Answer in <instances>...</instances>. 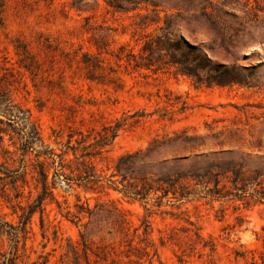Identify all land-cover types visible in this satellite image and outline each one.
<instances>
[{
	"label": "rangeland",
	"instance_id": "obj_1",
	"mask_svg": "<svg viewBox=\"0 0 264 264\" xmlns=\"http://www.w3.org/2000/svg\"><path fill=\"white\" fill-rule=\"evenodd\" d=\"M3 1L0 66L5 70H0V86L13 83V99L29 111L44 145L61 154L68 142L77 147L84 136L88 144L94 143L104 128L120 126L112 144L93 158L95 178L77 181V154L69 151L64 156L65 173L73 180L69 186L57 185L55 201L46 200L43 227L40 214L34 215L19 264H74L70 245L82 254V235L94 250L113 249L120 264H128L125 254L130 245L146 248L147 258L131 257L142 264H264V201L253 196V190L242 193L224 181L226 188L221 194H212L213 185L190 182L185 197L170 194L159 206L162 192H153L147 199L126 195L120 192L124 188L121 178L113 176L120 156L184 130L200 137L201 145L164 147L153 158L158 168L169 170L173 164L161 161L171 162L175 157H188L183 164L189 167L198 156L201 163L216 157L244 158L252 167L264 166V86L198 85L176 74L175 68L157 72L134 68L126 56L133 53L138 57L145 35H160L165 16L180 14L179 33L190 44L207 52L215 63H235L264 82V13L259 20L263 28H249L257 41L238 45L233 58H226L221 48L209 51L214 34L201 16L205 9L211 12L214 8L231 12L225 20L233 27L251 26L247 10L264 8V0H152L157 7L143 4L135 12H114L106 0ZM77 4L84 9L77 10ZM146 14L161 20L139 26ZM87 18L93 26L113 29L108 53L101 57L105 66L115 68L122 78L121 90L85 77L83 54L97 53L93 33L85 29ZM18 37L45 60L36 77L19 67L13 43ZM121 47L125 53L119 60L116 55ZM8 118L0 114V119ZM2 136L0 162L4 161L3 148L15 149L10 135ZM42 148L36 145V150ZM53 172L51 169L49 182ZM30 190L32 199L38 196L30 182L23 189L22 205L27 204ZM79 206L92 214H78ZM2 213L3 222L18 225V217L10 214V209L4 207ZM82 264H86L84 260Z\"/></svg>",
	"mask_w": 264,
	"mask_h": 264
},
{
	"label": "trees",
	"instance_id": "obj_2",
	"mask_svg": "<svg viewBox=\"0 0 264 264\" xmlns=\"http://www.w3.org/2000/svg\"><path fill=\"white\" fill-rule=\"evenodd\" d=\"M106 4L114 12H135L143 4H150L157 7L152 0H106ZM77 10H83L84 6H74ZM5 12V3L0 0V19L3 23ZM158 13V12H157ZM260 13H264V8L259 6L251 7L247 10V15L253 22L251 26L239 24V27L229 25L225 17L231 15V12L214 9L211 12L204 10L201 16L207 19L210 24L214 40L209 51L215 53L216 48L223 49L225 57H234V49L238 45H245L249 42L257 41L256 36H252L249 28L262 29L263 23H260ZM159 14V13H158ZM183 16L180 14L166 15L164 24L160 28V35H145V40L138 55L128 53V62L133 61L134 68L153 70L155 72L162 69L175 68L176 74L185 75L191 78L198 85L211 86H234L259 87L264 86V82L254 78V73L244 72L242 66L233 64H217L209 54L199 50V47L190 44L180 33V23ZM160 17L155 15H143L139 26L147 27L148 23H158ZM86 31L93 33L94 46L97 53L86 52L83 54V69L85 77L91 82L101 85H112L115 90H121L124 87L122 78L117 75V70L113 67H106L105 60L101 57L103 53H108L110 46L109 38L113 32L112 28L103 26H93L86 19ZM250 25V24H249ZM14 43L15 54L18 57L20 68L30 72L35 77L42 70L45 60L38 58L29 44L16 38ZM48 46V44H47ZM125 53V48L121 47L116 55L121 60ZM0 70H5L0 66ZM7 70V69H6ZM14 76V75H12ZM0 86V114L9 116L8 121L0 119V143L3 142V134H9L10 140L15 147L14 150L3 148L4 161L0 162V214L4 207L11 210L10 214L17 215L18 225L9 222H3L0 215V264H19L25 251L26 241L30 233V224L35 214L39 213L43 227V215L45 213V202L47 199L55 201L54 189L58 184L65 183L69 186L73 180L65 173L67 165L64 163V156L72 151L77 154V181L90 180L95 178V167L93 158L102 155L104 149L112 144L117 135L119 125L115 127L104 128V133L100 134V140L94 143H87V138L77 141V147L71 146L68 142L66 150L57 154L54 149L44 145V141L36 122L32 121L29 111L23 110L13 99L10 86ZM6 125L4 128L2 126ZM16 125V126H15ZM19 126V127H17ZM14 133L16 137L11 135ZM82 135V133H80ZM201 138L190 136L187 131L175 133L174 137H167L165 140L154 139L146 149H140L135 152L126 153L119 157L115 165L113 176H119L124 188L120 190L126 195H131L139 199H147L151 193L162 192L158 204L161 205V199L167 198L170 194L174 197L179 195L185 197V190L189 183L209 187L212 194H221L226 188L224 181L231 184L234 190L242 193H251L264 201V166H250V163L242 158L241 160H225L214 158L206 163L196 161L187 167L183 161L188 157H175L170 162L169 159L162 160V164L172 163L173 167L169 170H162L154 161V156L160 154V151L166 146H199ZM40 144L42 150H36V145ZM202 158H208L203 155ZM51 169L53 179L49 182ZM73 173V171H72ZM28 177L30 180H28ZM111 185H115L111 182ZM32 182L33 189L38 192V196L32 199V190L29 191L28 202L22 205L20 199L23 197V189ZM4 205V206H3ZM83 206H79L78 214L92 212ZM149 224L147 225L146 235H148ZM264 231V227L262 228ZM83 249L82 254L73 244L70 245V251L73 254L74 264H120L119 255L113 249L107 246L97 247L94 250L90 247L85 237L82 235ZM264 245V235H263ZM130 250L125 254L128 258V264H142L131 259L135 255L139 260L149 256L146 248L138 249L130 245ZM137 251V252H136ZM91 255L94 257L91 259ZM46 263V262H45ZM149 264H153L149 261Z\"/></svg>",
	"mask_w": 264,
	"mask_h": 264
}]
</instances>
